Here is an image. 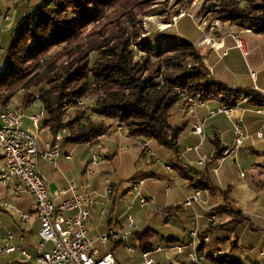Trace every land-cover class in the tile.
<instances>
[{
	"label": "trees",
	"instance_id": "obj_1",
	"mask_svg": "<svg viewBox=\"0 0 264 264\" xmlns=\"http://www.w3.org/2000/svg\"><path fill=\"white\" fill-rule=\"evenodd\" d=\"M152 2L42 0L29 8L10 32L6 65L0 72V108L8 110L11 100L25 91L27 106L35 101L43 105L45 127L53 138L65 130L66 142L83 145L105 136L109 128L104 122L93 121V114L116 122L129 137L155 141L177 155L184 129L173 125L171 119L179 105L188 109L189 98L216 100L228 109L244 101L264 107L260 92L231 89L214 81L196 45L185 39L158 52L145 48L146 56L136 60L133 47L145 35L142 20L156 13ZM212 2L210 9L217 21L264 36V0ZM156 65L158 70L151 76ZM90 98L92 114L87 113L89 108L83 109ZM69 109L76 115L66 120ZM220 141L213 140L215 150L208 166L225 156ZM184 178L195 191L217 193L206 177L196 184L191 177ZM229 192L221 194L228 204L223 208L235 222L241 215L230 209ZM177 210L179 207L167 212L172 215ZM158 235L150 226L132 235L141 255L154 252L152 241ZM197 248L200 252V245ZM217 252L205 256L219 264H237L227 252L223 256Z\"/></svg>",
	"mask_w": 264,
	"mask_h": 264
},
{
	"label": "crops",
	"instance_id": "obj_2",
	"mask_svg": "<svg viewBox=\"0 0 264 264\" xmlns=\"http://www.w3.org/2000/svg\"><path fill=\"white\" fill-rule=\"evenodd\" d=\"M10 25H6L5 32L0 36V45L1 39L4 38L3 35L11 30ZM233 28L232 31L223 33L217 39L210 38V35L205 36L203 39L207 38L212 41L210 45L202 44V39L199 44H196V47L203 58L205 66L211 71L214 81L231 89H254L264 95V80L259 81V75H256L258 72H251V78L247 80L250 71L247 74L246 71L232 72L230 67L218 69L217 65L222 58L227 57L232 49L238 48L236 39L242 41V49L247 53L246 38L248 35L256 36L257 40L264 38V36L256 35L251 31ZM240 35L243 36L242 39ZM251 39H254V37H251ZM202 47H205V53H203ZM18 95L22 97L15 96L11 100L8 109L23 113V127L32 131L37 138H40L38 139V148L44 151L47 148L46 144H50L53 137L45 127L47 114L43 105L39 101H35L27 106L25 104V93H19ZM183 108L182 105H179L171 119L173 125L184 129L177 155L171 151L162 150L160 145L161 148L156 145L153 146L152 140L129 137L126 130H120V126L116 122L104 119L100 122H104L109 128L105 136L102 135L98 140L83 145L71 144L64 140L61 149L64 153L71 154V159H66L63 156L59 160V167L56 169L51 163L40 158L38 170L45 178L49 191L56 197L61 189H67L70 184H75L78 187L80 195L92 193L97 198L99 197L98 199L102 202V205L92 210L88 221V233L91 240L94 237H96L94 240L99 239L111 229L131 232L128 243H123L122 246H116V243H114V253L109 252V246L113 243L98 245L103 255L112 253L115 256L116 264H143L138 243L132 238V235L143 229L138 228L135 223L136 229L129 227L126 220L127 206L123 203L122 197L127 194L131 183H143L141 185L144 189L142 188L141 192L148 199V206H150L153 201L145 194V186L149 181H154L156 185L152 186L151 190H155L153 194L157 195V202L153 205L157 206L158 211L166 210L167 212V209L179 207V210L174 211L172 215L167 212V219L162 222L166 224L171 221L174 224L172 228L170 224L164 227L165 230H168V233L173 235V238L164 240L165 249H162V242L158 241L156 243L154 239L152 241L154 252L150 253L157 264H190L187 260V254L191 250H187L181 255L173 248L180 245L189 247L192 243L198 245L199 241L204 238H208L209 242L200 245L201 249H199L203 254H214L216 251L222 250L230 254L231 261L234 263L264 264V256H260V253L264 252V114L257 113L259 110H264V107L257 108L244 101L233 109L230 116L218 114L212 118L209 117L210 112L217 111L220 108V104L216 100L207 101L205 106L197 108L195 113H188ZM23 109H26V114L22 112ZM3 112L4 110L0 108V114ZM33 116L40 118L38 128L30 120ZM237 124L245 130V139L244 143L235 150L233 130ZM196 125L203 127V135L195 134L194 126ZM259 132L263 133L262 139L257 137ZM105 138L112 139L117 143L118 153L114 155L106 153L101 157L95 152L99 156V165L92 167L91 158H93V151H95L92 145L101 142V140L103 141ZM216 138L221 140L220 142L226 152L233 151L227 157L234 158L235 165L226 164V156H224L216 164L208 166V161L214 154L213 140ZM143 143H147L148 148L143 147ZM79 146L84 148L81 150ZM138 146H142L141 158L144 156L149 157L151 162L156 164L157 170L138 174L136 175L138 180L131 181L127 185H125L123 179L111 180L112 168L118 166L121 157L132 156L134 154L133 148H138ZM149 151H152L154 156ZM159 156L167 159V164L163 163ZM201 159L204 161L200 164ZM139 163L141 164V160ZM91 169L94 171L92 172ZM89 170L91 172H88ZM185 175L191 177L194 184L200 182L202 177L208 178L212 187L217 189V193L212 195L209 191H202L200 204L185 208L182 204L187 197L192 196L195 192L186 182ZM169 181L176 183L181 195H174L173 202L166 203V196L172 192ZM162 182L165 183L164 186L160 185L163 184ZM113 186H116V188L113 189ZM160 186H163V188ZM228 191H230V209L241 215L240 219L235 222L233 215L223 208L228 204L224 202L221 194ZM161 192L163 194L165 192L164 202L162 200L158 201ZM7 196L4 194L0 199V208L4 212H0V244L2 245L7 232L12 231L16 234L14 242L20 243L21 238H23L22 245L25 248L32 249L36 247L39 242L40 224L37 218L34 197L25 195L20 201H16L14 197L10 196L11 201H7ZM130 200L131 211L136 206L140 207L138 201L133 197ZM4 202L10 203L16 210L30 215V222L20 223L16 214L4 209ZM166 206L169 208H166ZM209 214H215L216 217V222L212 225L207 222ZM156 215L154 216L156 217ZM94 233H97V236ZM194 233L198 234L197 239H194L192 235ZM129 247H132L135 251L131 253ZM159 249L162 251L156 252ZM205 261L204 264H219L211 258H207Z\"/></svg>",
	"mask_w": 264,
	"mask_h": 264
},
{
	"label": "built area",
	"instance_id": "obj_3",
	"mask_svg": "<svg viewBox=\"0 0 264 264\" xmlns=\"http://www.w3.org/2000/svg\"><path fill=\"white\" fill-rule=\"evenodd\" d=\"M182 17V14L179 16ZM13 22L11 10L0 12V36L5 32L6 25ZM207 38L203 39L202 44L210 45L211 41ZM237 47H242V41L236 39ZM3 48L0 45V58ZM178 93H183L177 90ZM20 91L19 93H23ZM188 113H195L199 107H204L206 102L198 101L192 98L188 99ZM233 109H228L222 105L217 111H211L209 117H215L218 114L230 116ZM258 114H264V110H259ZM35 127H39L40 118L33 116L30 118ZM23 113L8 109L0 114V199L5 195L20 201L25 195L32 196L35 199L37 208V218L40 224L39 242L36 247L27 249L22 245L23 238L20 243L14 242L16 239L15 232L9 231L0 247V256H14L13 262L21 264H116V258L112 253L103 255L98 245H107L109 243H128L131 237L130 231L111 229L106 235L101 236L97 240H91L88 233V221L91 212L95 207L102 205V202L92 193L80 195L78 187L70 184L67 189H61L57 197L52 195L47 187V182L38 170V161L40 158L51 163L56 169L59 167V160L65 156L71 159V154L62 151L61 145L65 139L66 131L58 133L50 142L46 144L44 151L40 150L37 136L30 130L23 127ZM122 130V128H119ZM194 132L197 135H203V127L201 125L194 126ZM235 146L238 149L245 139V130L239 124L234 127ZM259 139L263 138V133L257 134ZM143 147L148 148L147 143H143ZM191 150V149H189ZM197 150V149H196ZM233 152V151H232ZM227 151L225 156L230 155ZM154 156L152 151H149ZM93 166L99 165V157L93 151L91 158ZM204 160L201 159L200 164ZM170 170L169 167H167ZM88 172H91L90 170ZM109 184V181H108ZM127 194L122 197L123 203L127 206L126 220L129 227L136 229L135 220L129 214L131 211V200L133 197L138 201L141 208L149 205V201L142 194L139 184L131 183ZM143 184V183H141ZM168 187V186H167ZM202 191L196 190L192 196L187 197L182 204L185 208L200 204ZM4 209L15 208L8 202L3 203ZM16 210V209H15ZM16 214L20 223L26 224L31 220L30 215L19 210ZM215 215L209 214L208 223H214ZM197 239L198 234H192ZM209 242L208 238L199 241L198 245ZM192 243L189 247L180 245L173 250L179 254H184L187 250H191L187 254V260L190 264H204L207 255L200 253L197 246ZM49 247V248H48ZM131 253L135 250L129 247ZM161 249L156 252H160ZM162 251V250H161ZM199 252V253H198ZM218 255L223 256L224 251L218 250ZM264 256V252L260 253ZM143 264H157L150 252L141 255ZM256 264V263H251Z\"/></svg>",
	"mask_w": 264,
	"mask_h": 264
},
{
	"label": "rangeland",
	"instance_id": "obj_4",
	"mask_svg": "<svg viewBox=\"0 0 264 264\" xmlns=\"http://www.w3.org/2000/svg\"><path fill=\"white\" fill-rule=\"evenodd\" d=\"M42 0H0V12H7L11 10V14L13 17V24L10 25L11 29L19 22L26 11L29 8H33L38 6ZM241 3L244 4L243 0H240ZM212 0H153V9L156 10L154 16H147L144 17L143 27L145 35L142 36L140 40H138V44L133 47V51L136 57V60H140L142 57L146 56V54L142 51L145 48H150L156 52L160 50H165L171 46H174L178 40L185 39L186 41L196 45L199 44L200 41L205 37L210 35V38L217 39L222 36L223 33L227 31H232L235 27L231 23L217 21L214 16L211 8ZM213 3V2H212ZM182 14V17H179ZM11 30L3 35V39H1V46L4 48L3 53L1 54L0 58V72L4 69L6 65V58H5V51L9 45L11 40ZM181 36H179L180 34ZM242 35L240 38L242 39ZM245 37V36H244ZM254 37V39H251ZM254 35H248L246 38L248 51L245 53L242 47H238L232 49L227 57L222 58V60L218 63V69L224 67H230L233 71H250L247 80L251 78V72H258L256 75H259V81L262 82L264 80V38L256 39ZM3 40V41H2ZM208 42V40H206ZM211 41V40H210ZM212 42V41H211ZM207 47V46H205ZM205 47L203 48V53H205ZM217 59V58H216ZM156 63V62H155ZM158 70V66L156 65L154 72L150 75L153 76L154 73ZM248 74V73H247ZM150 76V77H151ZM35 91V90H34ZM25 93V91L23 92ZM17 97H22L21 95H17ZM86 105L84 108L87 109V113H91V105L93 104V99H88L85 101ZM81 105H84L82 103ZM26 109H23L22 112L26 114ZM92 114V113H91ZM76 114L74 113L73 109H69L68 116L66 120L70 117H74ZM69 118V119H70ZM92 120L95 122H100L102 119L98 118L97 116L92 114ZM40 138H37V140ZM117 143L112 139L105 138L101 142L95 143L93 148L95 152L99 156H104L103 154L109 153L114 155L118 153L119 147L116 145ZM152 145H156L158 148H161L158 143L152 141ZM82 150L84 147L79 146ZM141 147L133 148V155L123 156L122 159L119 160L115 168H112L110 178L111 180L115 179H123L125 181V185H127L131 181H137L138 177L136 175L143 174L147 172H153V170H157L155 163L151 162L149 157L141 158ZM162 150L169 152L165 148H161ZM98 156V157H99ZM119 158V157H118ZM163 163L167 164V159H164L159 156ZM141 160V164L138 162ZM226 164L231 163L235 165L234 158L226 156ZM143 164V167H142ZM92 165V164H91ZM146 168L144 169V167ZM92 167H94L92 165ZM144 170H143V169ZM92 172L94 171L91 169ZM134 175V176H133ZM147 176V175H145ZM141 178V176H140ZM170 182V181H169ZM163 183V182H162ZM180 183V182H177ZM139 188L142 190L143 186L139 183ZM165 183L160 184L164 186ZM170 187H172V192L166 196V203L173 202L174 195H181L179 188L176 186V183L170 182ZM130 185V184H129ZM132 185V184H131ZM152 186H156L154 181H149L146 184V196L149 197L153 203L146 208H141L136 206L132 211H130V215L134 218L135 224L138 228L144 229L147 226H150L154 230H157L160 235H158L154 242H162L161 246L162 249H165L164 240L168 238H173L171 233H168L167 229L165 230L164 227L170 224L171 228L172 225L174 226L173 222L169 223H162L165 222L167 219V212L158 211L157 206L153 205L157 202V195L155 190H151ZM163 186H160L163 188ZM159 187V186H157ZM144 189V188H143ZM144 191V190H143ZM165 192L164 194L161 192L158 201L164 202ZM7 201H11V197L7 196ZM13 202V201H12ZM152 207V208H151ZM211 207V206H210ZM166 208H169L166 206ZM212 208V207H211ZM12 214H16L15 208L12 210L9 209ZM4 213V212H2ZM159 215H156V214ZM17 215V214H16ZM156 215V217L154 216ZM215 215V214H211ZM155 218H154V217ZM154 218V219H153ZM216 222V221H215ZM214 224V223H213ZM223 227V226H221ZM169 228V227H168ZM97 236V233H94ZM93 234V235H94ZM102 234V233H101ZM95 236V235H94ZM96 238V237H94ZM92 238V239H94ZM216 241V239L214 238ZM111 244L109 246V252L114 253L113 246ZM2 245L0 244V247ZM16 255L14 256H0V264H10L14 261ZM174 263V262H173Z\"/></svg>",
	"mask_w": 264,
	"mask_h": 264
}]
</instances>
